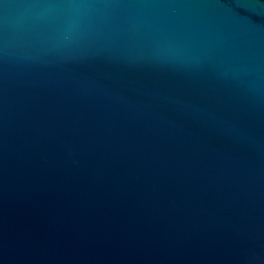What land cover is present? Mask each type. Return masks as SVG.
Listing matches in <instances>:
<instances>
[{
	"label": "water",
	"instance_id": "1",
	"mask_svg": "<svg viewBox=\"0 0 264 264\" xmlns=\"http://www.w3.org/2000/svg\"><path fill=\"white\" fill-rule=\"evenodd\" d=\"M0 264H264V0H0Z\"/></svg>",
	"mask_w": 264,
	"mask_h": 264
}]
</instances>
